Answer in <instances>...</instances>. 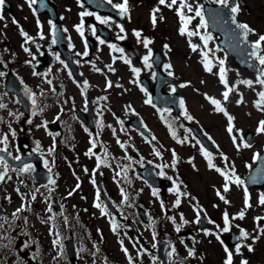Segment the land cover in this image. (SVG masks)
Here are the masks:
<instances>
[{
	"label": "rangeland",
	"instance_id": "374dc122",
	"mask_svg": "<svg viewBox=\"0 0 264 264\" xmlns=\"http://www.w3.org/2000/svg\"><path fill=\"white\" fill-rule=\"evenodd\" d=\"M54 1L64 15L62 24L71 33L72 41L77 40L76 45L79 46V50H77L86 54L82 41L84 42L85 38L94 35L93 27L91 23H85L88 16L81 18L80 14L85 11L92 12L81 0ZM141 1L143 0H128V13L123 23L108 16L92 13L91 19L98 21L96 17L99 16L102 20L108 21L101 24L111 31L113 38L108 42L97 39L91 59L84 62L80 69L81 79L79 81L72 83L68 73L60 68V70L44 71L39 76L32 75L31 71L25 73L30 81L35 84L40 83L47 91L53 93L57 89L61 91L64 83L68 88H71L72 92L70 91V93L75 94L76 103L81 107H85L87 101H92V99H105L106 117L119 134L116 138H112L110 134H104L102 141L107 145L114 146V152L121 159V164L112 163L110 168L97 170L98 174H96L92 170L91 160L95 158L98 164L100 159L105 157V150L104 147L98 149L97 145L92 149V155L89 157L86 153L91 140L82 130L79 133V150L85 161L82 164L84 168L82 167V170L78 171L81 179L77 181L72 178L67 169L64 171L65 184L62 190L71 198L66 202L68 212L62 217L58 218L52 209L51 212L48 211L52 206L51 199L41 195L35 184L26 181V177L23 175L20 177V174H11L6 185L2 186V190L7 199L14 203V206L26 207V211L31 210L33 215L31 222L34 225L32 245L37 247L38 252L45 251L46 258L43 264H69L67 256H64L63 247L64 242L73 235L68 220L77 216L85 218L89 222L93 233L102 231L103 235L101 240L94 237V239L82 238L80 240L78 264H130L129 256L131 264H160L154 256L156 239L152 234L158 221L162 222L161 236L167 238L170 234L179 235V232L187 230L189 225L195 224L198 219L197 211L210 219L219 220L222 224V213L226 210L237 217L242 210L244 211V218L236 219V222L240 225V229H244L249 234L246 239L241 237V242L237 244L241 246L239 254L235 252L237 245L230 249L233 252V264H241L243 260H246L248 264H264V234L260 232V229L264 228V219L259 221V226L256 221L257 217H264V205L259 203L261 195L264 194V188L248 189L245 184L248 173L255 165V155L264 150V134H258L256 131L260 121H264V105L257 107L260 100L258 94L264 92V86L258 83V77L249 78L243 70L236 66L231 57L218 52L214 46L217 40L211 39L212 41H208L209 45L204 46L200 37L210 35L211 32L208 28L200 26V18L195 17L194 12L197 5L204 7L206 3L215 4L212 0H184L185 3L193 7V12H188L185 9V15L192 19L187 25L184 35L180 34L183 25L177 14L180 0L177 5L172 7L161 5L159 0H148L138 4ZM12 2L11 18L18 22L17 26L13 28L17 31L23 29V31H33L34 33V30L38 29V24L35 18L33 21L28 12L27 0H12ZM168 2L170 3V0ZM122 3L123 1H116L112 3V6ZM157 8L159 11L156 12L157 19L154 26L151 16ZM81 23L83 24V36L77 31V26ZM121 26L124 29L123 32L120 31ZM72 30H75V33ZM50 31L51 27L48 29L47 35L50 34ZM136 31L141 33L139 40L134 35ZM187 32H197V35L188 36ZM144 39L152 41L148 48L144 47ZM110 45H115L118 50L114 51L109 47ZM166 45L167 47H165ZM191 45L196 46V51L192 50ZM119 49L123 51L121 52ZM149 49H151L150 68L143 63V57L149 55ZM155 50H160L163 53L165 58L163 69L167 74L172 73L171 75L179 85V95L183 101L182 114L175 118L172 130L175 138L158 120L154 105L145 102L150 98L139 82L141 75H146L154 83L155 68L152 63V54ZM125 59L129 60L130 64L125 63ZM220 61L224 63L221 65ZM208 62L212 67L211 72L205 68V63ZM166 65L171 67L166 68ZM132 68L139 69V74L133 73ZM221 68L224 69L228 86L232 88L227 101L222 95L227 89L220 80ZM59 71L61 80L59 79L60 73L55 75ZM0 72L2 71L0 70ZM0 79H2L0 81V101L4 102L6 109H20L13 97H6L2 76ZM109 81L112 85L110 88L107 87ZM242 81H252L253 85L248 87ZM85 82H87L86 85ZM181 85L186 86L181 87ZM168 89L171 90V88ZM208 97L219 100L221 106L234 118L231 124L232 134L227 131L230 126L227 116L216 111ZM241 100L242 103L239 102ZM58 110L59 108L55 107L50 113V117ZM185 112L187 116L192 117L191 120L187 118ZM133 117L143 120L150 127L155 139L152 137L146 140L133 129L128 123ZM188 123L198 126L213 144L215 151L209 154L212 156V163L215 167L229 174L228 192L223 191L225 178L215 168L209 167L208 159L204 155L205 150L189 132ZM247 131L256 133L254 144L248 148H242L241 144L245 142L244 136ZM240 133H242V139ZM43 134L40 132L39 136H43ZM232 135L238 137L239 150L233 143ZM15 136L8 134L9 139ZM118 141L121 144L122 141L126 142L128 157L118 149ZM166 149H170L171 153ZM157 152L161 156L156 155ZM173 153L176 154L175 157ZM225 156L227 161L223 158ZM175 163L178 174L171 168V165ZM146 164L153 165L162 177L171 179L172 186L167 191L166 203L161 202L159 192L153 195L154 190L146 187L136 174L137 168ZM121 170L126 171L124 178H118V182L121 183L124 190L123 194L112 181V176L118 175ZM233 172L234 176H232ZM90 177L98 180L96 190L92 191L91 189ZM236 177L244 181V184L238 186L233 183L232 181ZM78 181L82 182L81 189L74 193L72 188L75 183L79 184ZM107 188L112 191L119 203L126 195H129L127 200L124 199L125 210L120 213L119 218L115 216L116 222L117 220L121 221L118 223V228H115L116 233L111 229L115 219L109 216L103 207H95L96 204H99L97 201L99 191L102 189L105 191ZM245 189H247L250 205L247 208L245 207ZM217 190L225 196L229 203L226 204L219 198ZM23 193L25 196L24 199H21ZM33 194L36 196L35 200L31 199ZM85 194L87 195L86 199L84 198ZM193 196L196 198L194 199ZM177 199L180 200L179 206L176 205ZM140 207L144 208L150 217L148 225L144 224L137 214ZM129 222L138 225L143 244L131 232L128 233ZM80 225L82 224L77 222L75 227L81 229ZM177 227L180 228L179 232L176 231ZM240 229L232 230L241 235ZM230 231L220 232L217 226L211 225L208 230L198 233L199 248L195 247L193 241L194 248L192 250L195 255L200 251L201 259L196 260L194 264H224L226 260L224 244L222 245L216 239V234H219L221 239L222 234L227 235ZM206 232L214 234L206 235ZM57 240L59 243L54 244L53 242ZM249 247L253 250L248 251ZM125 248L127 254L123 251ZM173 249H175L173 254L179 257L174 261V264H189L187 262L189 250L184 245L183 238L174 242Z\"/></svg>",
	"mask_w": 264,
	"mask_h": 264
},
{
	"label": "flooded vegetation",
	"instance_id": "af4514ba",
	"mask_svg": "<svg viewBox=\"0 0 264 264\" xmlns=\"http://www.w3.org/2000/svg\"><path fill=\"white\" fill-rule=\"evenodd\" d=\"M235 3H238L240 7L239 13L236 14L239 22L241 24H248L255 30L256 35L252 33L248 34V39L253 43L258 39L259 35H264V0H235ZM12 7V0H5L3 8L0 9V15L4 17L3 20H0V61H2V63H0V70H26L33 67L35 69H43V66H46V68H57L59 65L62 66V64H64V66L67 65L64 60L63 63H56V57H53L49 53L51 51L50 40L47 38L49 20H42V24L39 23L38 29L34 30L35 34L33 31H24L31 37L30 41H26L24 36L21 35V31H17L13 28L17 26L18 22L16 21L17 23H13L14 20L11 18ZM41 34L44 37L43 39L41 38ZM40 41L46 44V49L38 45ZM24 48H28L30 52H25ZM260 54L264 55V51ZM73 58L79 69L82 66L81 58L74 52ZM84 59L89 58L84 57ZM96 109L97 106L95 105V111ZM1 112L4 113L2 122L7 124L0 127V138L3 137V133L5 129H7L8 124L12 126L15 125V129L23 127V122L21 121L24 116L23 111L5 110ZM36 113L37 112H35L31 119L25 120L27 126L19 138H24L29 133L36 135L37 131L29 126L30 123H34L38 120V118H33L37 115ZM58 117L59 119L56 117L51 122L58 120L60 129L56 133H49L46 131V138H44L42 142L43 165L45 166L44 162L47 161L48 166H45V168H51V171H54L55 184H52L48 189L42 191L52 194L54 198L57 197L60 207L63 208L66 201L64 194L61 193V189L65 183L63 179V170L67 168L72 170L73 167H78V134L82 129V121L76 114L73 115L72 111L67 108L62 109ZM29 121L31 122L29 123ZM97 122L100 131H103L105 124L108 123L100 116H98ZM48 124L49 123H46V125ZM19 138H16V141ZM99 139L100 137L98 135L96 141L98 142ZM53 145H55V150L50 153L49 149H51ZM0 146L4 147L5 145L1 143ZM26 146L27 145L24 144L22 149H25ZM27 153H31V150H27ZM15 155L19 156V153L15 152ZM52 190L58 193V196H56ZM0 202L4 208H10L11 206L8 201L4 200L1 190ZM17 216L20 217L22 221V226L20 228L18 227V219L3 223L5 232L0 233V235L8 236L11 243L8 247H0V264H33L32 256H34L36 251L28 240L30 226L27 221V216L22 211H19ZM2 218L3 217L0 215V224ZM8 232H10V236ZM23 234L25 237L22 236ZM8 241L9 240H4L3 243H8Z\"/></svg>",
	"mask_w": 264,
	"mask_h": 264
},
{
	"label": "snow or ice",
	"instance_id": "6c2138e0",
	"mask_svg": "<svg viewBox=\"0 0 264 264\" xmlns=\"http://www.w3.org/2000/svg\"><path fill=\"white\" fill-rule=\"evenodd\" d=\"M4 2H5V0H0V9L3 8ZM27 2L29 4V6L31 7L33 4H36L38 2V0H27ZM109 2H111V0H109ZM212 2L217 4V5H219L222 9H228L230 11V13L232 14L231 15V23L234 24L235 27L240 30L239 31V38L245 44L248 43L247 37H248L249 33H252L253 35H256L255 30L252 29L248 24H241V23H238L236 21V14H238L239 11H240V7H239L238 3H235L234 0H212ZM159 3L161 5H166L168 7H172V6L177 5L178 0H170V3L168 2V0H159ZM81 6H83V5H81ZM114 7L119 10V13L121 15H125V14L128 13V0H123L122 4L114 5ZM185 9H187L188 12H193V7L191 5L185 3L184 0H180L179 7L177 9V14L180 17V20H181L182 25H183L181 27V29H180V34L181 35L185 34V32L187 30V25L191 22V19H192V17H188V16L185 15ZM158 11H159V8L155 9L153 11V13H152V16H151L152 24L154 26L156 24V19H157L156 18V12H158ZM80 15H81V18H83L84 16H91L92 13L85 11V12H82ZM194 15H195V17H199L200 18V21H201V25L200 26L206 29L207 26H208V22L205 19V9H204L203 5H197L196 6ZM213 15L214 16H218L220 14L219 13H213ZM3 19H4V17L2 15H0V20H3ZM96 19L100 23H107L108 22L107 20H102L99 16H97ZM13 23H17V22L14 20ZM38 24H39V21H38ZM82 28H83V24L82 23H81V25L77 26V31L80 33L81 36H83ZM92 30H93V34H94L95 33V28H93ZM120 31L121 32L124 31L122 26L120 27ZM52 33H53L52 43L55 44L56 43V27H55V25H52ZM21 35L24 36L26 41H30L31 40V37H29L28 34L23 31V29H21ZM134 35L139 40V38L141 36V33L139 31H136V32H134ZM187 35L188 36H194V35H197V32H187ZM41 38L42 39L44 38L42 34H41ZM121 38H123V37H121ZM200 38L204 42V46L205 47H207L208 41L212 39V37L210 35H204V36H201ZM101 43H103V41H101ZM151 43H152V41L149 40V39H144L143 40V44H144L145 48H148V45L151 44ZM109 47L112 48L114 51L118 50V49H116L115 45H110ZM165 47H167V45ZM191 47H192L193 51H196V46L195 45H191ZM249 47H250L251 50L248 52V56L250 58H253L256 61H258L259 65L262 66L260 68V72H259V76H258L257 80H258V83L260 85L264 86V55L260 54L262 51H264V35H259L258 39L255 42L251 43L249 45ZM24 51L25 52H30V50L28 48H24ZM119 51L122 52L123 50L119 49ZM57 59H59L58 56H57ZM150 59H151V49H149V55H146V56L143 57V63L149 68L151 67V64H149V60ZM124 62L127 63V64H130V61L127 60V59H125ZM0 63H2V61H0ZM61 63H63V61H61ZM220 63L222 65L224 62L220 61ZM65 67H67V65H65ZM165 67L166 68H170L171 66L170 65H166ZM205 68L209 72L212 71V67L210 65V62L205 63ZM110 70H113V69H110ZM131 70H132L133 73H136L137 75L139 74V71H140L137 68H132ZM97 71H98V69H97ZM171 74L172 73L169 72V75H171ZM3 75H5V73L0 72V76H3ZM69 75H71V73H69ZM220 80H221L222 83H224L225 88L227 89L222 94L224 100L227 101V99L229 97V93L232 91V88H230L228 86L227 80L225 79V76H224V69L223 68H221V70H220ZM48 82L51 83V81H48ZM86 83L87 82H85V85H86ZM242 83L247 84L248 87H252V85H253L252 81H242ZM111 86H112L111 82L109 81L108 84H107V87L110 88ZM185 86L186 85H181V87H185ZM174 91H175V89H173V92ZM27 94L32 99L33 105H35V103H36L35 95L32 94L31 92H28ZM258 95L260 97V100L257 103V107L259 108V107H261V105H264V92H260ZM208 99L210 100V103L215 106V110L216 111L224 113V115L227 116L228 122H229V125H230L228 127L227 131L230 134H232L233 133V127L231 126V124H232V121H233L234 118L232 116H230L227 113V111L221 106V103H220L219 100H216V99L210 98V97H208ZM145 102L151 104V99H148ZM239 102L242 103L243 101L241 100ZM180 103H181V106H183V101L182 100H181ZM3 107H6V105L0 104V108H3ZM165 111H167V109ZM33 114H35V112ZM185 115L187 116L186 112H185ZM187 118L189 120L192 119V117H190V116H187ZM57 119H59V117H57ZM30 122L31 121H29V123ZM121 123H123V122L121 121ZM43 126L47 127L46 123ZM9 127H11V126L9 125ZM257 132H258V134H264V121H260L258 129H257ZM12 135L15 136V132L14 131L12 132ZM173 136L175 138V134L174 133H173ZM240 138L242 139V133H240ZM153 139H155V138L153 137ZM237 139H238L237 135H232L233 143L236 145L237 150H239L240 145L237 144ZM7 140H8L7 136H3L2 138H0V143H3L5 145V147L0 148V152L7 153V151H8L7 146H6L7 145ZM250 146L251 145L249 143H247V142L243 143V147L244 148H248ZM121 147H124V145L121 144ZM37 148H39V145H37ZM54 150H55V145H53V147L51 149H49V152L50 153L54 152ZM156 155L159 156L160 155L159 152H157ZM204 155L208 159L209 167L210 168H215V170L217 172H219L220 175L225 178V184L223 185V191L225 193L228 192L229 191V180H230L229 174L227 172H225V171H221L220 168H216L215 167V165L212 163V156L207 151L204 152ZM173 156H175V153H173ZM223 158H224L225 161H227V157L226 156L223 157ZM254 158L255 159H264V158L260 157L259 153H257ZM13 159L19 160L20 157H14ZM44 163H45V166L47 167L48 166V162L45 161ZM8 168H9V165H8L7 160L4 159V157L0 156V169L3 170L2 173H0V181H3L5 179V176L7 175ZM31 170H32V165L31 164H25L23 166V168L21 169V171H23V172H29ZM48 170H49V172H51V168H49ZM85 171H87V170H85ZM161 174H163V173H161ZM234 175H235V173L233 172L232 176H234ZM232 182L235 183L238 186L244 184V181H242L239 177H236ZM253 182H255V178H253ZM92 183L95 184V180L94 179H93ZM49 184H55V180L51 179V177L49 178ZM17 191H19V189H17ZM122 194H123V190H122ZM69 195H71V193H69ZM153 195H156L155 191H153ZM181 195H183V194H181ZM217 195L219 196V198L222 201H224V203H226V204L229 203V201L225 198L224 195H222L220 193L219 190H217ZM98 198H99V196L97 195V199ZM124 198H125V200H127L126 196ZM21 199H24V197L21 196ZM31 199L35 200L36 196L33 194ZM259 203L261 205H264V194L261 195ZM179 204H180V200L177 199L176 200V205L179 206ZM95 206L96 207H100L99 204H96ZM245 207L246 208L250 207V205L248 203L247 189H245ZM22 210L23 209H18L17 213L19 211H22ZM48 211L51 212V207H49ZM17 213H13L12 214L13 217H16ZM199 215H200V212L197 211V217L198 218H199ZM244 215H245V213L242 210L238 214V217H234V218L243 219ZM181 218L183 219V217H181ZM4 219H5V222H7V219L6 218H4ZM170 219H172V218H170ZM261 219H264V217H257L256 218L258 226H259V221ZM223 220H224L225 227L223 229H220V232H228L230 230V223H229V217H228L227 212L224 213ZM173 222H174V220H173ZM196 222L199 223V219H197ZM185 223H187V221H185ZM217 227L219 228V226H217ZM2 228H3V225L0 224V229H2ZM113 231H115V226H113ZM176 231L179 232L180 228L177 227ZM260 232L262 234H264V228H261ZM240 233H241V237H243L245 239L248 238V236H249V234L244 229H240ZM205 234L206 235H210V234H214V233L206 232ZM7 239L8 238L6 236L0 235V247H8L9 246V244L11 243V240H9L8 243H3V241L7 240ZM216 239L223 245L224 242H223V240L220 239V235L219 234H216ZM238 239H239V237H238ZM53 243L54 244H58L59 241L57 240V241H54ZM240 248H241V246L237 245V247L235 249V252L237 254L240 253ZM252 250L253 249L251 247L248 248V251H252ZM123 251L125 252V254H127V249L126 248L123 249ZM172 251L174 252L175 249H173ZM224 251L226 253V260H225L224 264H233V252L230 251L227 246L224 247ZM188 255L189 256H195L194 250L190 249L189 252H188ZM128 259H129L130 264H131V257L129 256ZM241 264H248V262L246 260H243V261H241Z\"/></svg>",
	"mask_w": 264,
	"mask_h": 264
},
{
	"label": "water",
	"instance_id": "95a60500",
	"mask_svg": "<svg viewBox=\"0 0 264 264\" xmlns=\"http://www.w3.org/2000/svg\"><path fill=\"white\" fill-rule=\"evenodd\" d=\"M87 6H89L91 9L97 10V11H103L108 12L109 14H116L118 13L114 11L111 7L103 3L101 0H84ZM213 13H219L220 15L214 16ZM206 14L208 17V23L209 27L212 31L218 33L221 36V45L224 46L229 54H232L236 56L238 52V42H242L243 45L245 44L240 38H239V29L235 27L234 24L231 23V13L228 9H222L221 7H214L208 5L206 7ZM50 16L53 20H55L56 23V45L58 50L65 55L67 60L71 63L70 60V54L68 50L65 48V45L67 44L65 37L63 36V33L59 30L57 25V15L54 9L50 11ZM122 19V15H119ZM100 32V29H99ZM162 56L159 53H156L154 56V62L157 66V83L153 88H150L149 82L146 79L142 80V83L151 91V98L154 101V103L158 106L163 107H172L174 108L176 113H179L181 106L179 97L177 95V92L173 94L165 93L164 86L167 83H172V80L169 77H166L163 75L161 71V64H162ZM72 65V64H71ZM72 70L75 72L74 66L72 65ZM9 84L6 86L7 91L13 92L19 95L20 99L22 100L25 107L28 103V94L25 95V97L21 96V92L25 91V87L21 84H11L13 83L12 80H9ZM174 85V84H173ZM177 90V88H175ZM132 124L139 128L141 131H145L142 124L139 122V120L135 119L132 121ZM194 133L201 139L203 143H206L205 139L201 136V134L198 132V130L194 127H192ZM249 141H251L249 139ZM260 157L264 158V154ZM37 167L40 169V174H43V170L40 168V166ZM143 174L145 175L146 180L152 184L153 186L159 185V179L157 178V175L153 168L147 167L144 169ZM253 178H255V182H253ZM248 185L251 187H261L264 185V159H258L257 167L252 171L250 177L247 180ZM69 257L74 262L75 259V247L73 244H69L67 247ZM168 251L169 246L166 243H159L158 245V256L162 259L163 264H168Z\"/></svg>",
	"mask_w": 264,
	"mask_h": 264
}]
</instances>
